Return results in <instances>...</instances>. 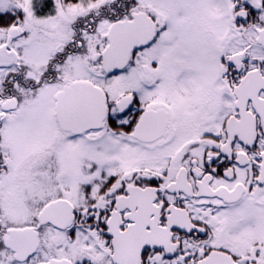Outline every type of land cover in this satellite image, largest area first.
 <instances>
[{
    "label": "snow or ice",
    "instance_id": "obj_1",
    "mask_svg": "<svg viewBox=\"0 0 264 264\" xmlns=\"http://www.w3.org/2000/svg\"><path fill=\"white\" fill-rule=\"evenodd\" d=\"M0 264H264V0H0Z\"/></svg>",
    "mask_w": 264,
    "mask_h": 264
}]
</instances>
